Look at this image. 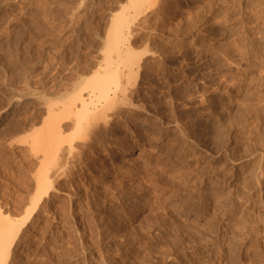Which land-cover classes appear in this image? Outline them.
<instances>
[{"label": "rangeland", "instance_id": "rangeland-1", "mask_svg": "<svg viewBox=\"0 0 264 264\" xmlns=\"http://www.w3.org/2000/svg\"><path fill=\"white\" fill-rule=\"evenodd\" d=\"M95 1L0 0V108L27 106L0 119L3 215L26 219L34 195L39 95L73 93L105 65L107 14L128 15L122 50L142 67L138 79L123 67L127 115L109 112L114 131L56 180L9 263L264 264V0H151L137 14Z\"/></svg>", "mask_w": 264, "mask_h": 264}, {"label": "bare ground", "instance_id": "bare-ground-1", "mask_svg": "<svg viewBox=\"0 0 264 264\" xmlns=\"http://www.w3.org/2000/svg\"><path fill=\"white\" fill-rule=\"evenodd\" d=\"M97 1L99 4V2H101L102 0L101 1L96 0L95 2L97 3ZM122 1H125V0H122ZM154 1L158 2V0L157 1L153 0V2ZM116 2H117L116 4L120 8V11H119L120 14L122 12L124 13L123 10H125L127 8L129 9V7L132 8L133 11H136V14H137V12L139 13L138 10H141V9H139L140 6H138V4L141 5V7L143 9V6H142L143 2H144V4H146L145 2H147V3L149 2V4H150L151 0L150 1L149 0H128L129 5L132 4L131 5L132 7L129 6L128 4H125V3L123 5H120L121 2L119 0H116ZM141 2H142V4H141ZM101 4L102 3H100V5ZM98 7H100V6L98 5ZM125 11H127V10H125ZM121 16L122 17H118V14L115 12V13H109L105 17L106 27L108 24V29L112 28V29H110V31L112 30V33H110L108 35V36H110V38L107 36V38H109V40H110L109 42H107L108 45H105V43H104L105 46H103V47H105V49L103 47H102V49H104V50L101 49L103 51V52L101 51V53H105L102 55V56H104L105 62H104L103 57H101V55L99 56V57H101L100 61L101 62L103 61L105 63V65L98 63L99 62L98 61L99 59H98V60H96L98 62L97 63L95 62L97 64V65H95V66H97V68L94 66L96 69L93 68L94 70L91 69L92 71L86 69V71H88V72L90 71L92 73L91 74L89 72V75H91V76H89L88 79L90 81L87 80V76H86V75H88V72H87V74H85L86 80L84 79L85 82L87 81V83L84 82V83H82L83 85H80V84L78 85L77 83L80 80V78L78 77L79 80L78 81L76 80L77 83H76V81L73 82L74 83L73 88L77 87L76 85H78L80 87L75 88L73 93L72 92L71 93L64 92L66 94H63V95L59 96L58 98L47 97L46 99H44L45 96L43 97V95L41 96V94L39 93L40 95H39L38 100L41 99V101L42 100L44 101V103L42 101V103L44 104L42 107H46V115H47V117L44 115L45 118L44 117L42 118L44 120V122H43V124L41 123V125L39 127L41 128L42 125H45V126H43L44 128L42 131H41L42 128L38 130L41 132L40 135L31 136L32 135L31 134L30 135L31 137L28 136L31 139L29 138L27 141L28 146L30 145V147H29L30 150H27V151H32L33 154L35 155V157L37 156V159L40 162V164L38 163L40 165L39 166L40 168L38 167L39 168L38 170L34 166L36 168L34 171H37V172L32 173L35 175H33V178H31V180L34 181L33 183L35 184V186L33 185L34 186V189H33L34 195H32L31 197H28L31 200L30 201L31 204H28V206L26 205V207L28 208L27 209L28 214L25 213V215H23V217L27 215L26 219H24V220L23 219L21 220L22 217L19 215H18L19 218H17V216H16V218H15V216L13 218L11 215H10L11 217L9 215L7 216L6 214H5L6 216L3 215L4 213L2 214L0 211V264H11V262L9 263V259H10V257L12 258L11 255H13L12 253L14 251L13 250L14 243H15L14 237L17 236L23 230V228L26 226V223L29 221V218H31L30 216L33 213H35L36 208L39 207V205L43 204V202L45 201L46 198L48 200V198L50 199V197L53 195V194L51 195V193H53L52 191L55 190L54 188H56L55 184L56 183L58 184V181H59L58 180L56 182V180L60 179V178L67 177L69 174H71L72 169L75 167V165L77 166V164H79V163L82 164L84 162L83 161L84 160L83 159L84 151H86V149H88L92 143L96 142V140L98 138L97 136L100 135V133H102V132L103 133H105V132L110 133L111 131H114V129H115L113 126L114 122H112L115 118L114 115H116L117 118L121 117L124 114V112L129 110L128 106L129 107L132 106L131 105L132 104L131 99L133 98V100H134L135 98H134V96H132V98H129L131 96H128L129 93L127 94V92L129 91L127 89L128 87L126 88L127 80H129V79H127V74H128V78L132 76L133 72H135V75L137 76L138 72H140L139 70H140L141 64H139V62H141V61L139 59H136V57H135L134 60L137 61V64H135L133 62L134 56H132V55H134V54H131V53H133V51L131 50V52H130L129 44H128V46H125L126 51L122 50V46H124L125 40L127 38L126 37L127 35L125 36L126 30L124 31V28L127 27V25H128L127 24L128 15H127V18L123 14H121ZM133 17L134 16L132 14L131 18L133 19ZM129 18H130V14H129ZM126 19H127V21H126ZM132 19H131V23L133 21ZM144 21H145V19H144ZM141 23H143V22H141ZM109 26H111V27H109ZM106 30L107 29H105V31ZM137 31H139V30H137ZM107 33H109V32L107 31L106 34ZM126 33H128V32H126ZM132 33H134V32H132ZM132 33H130V34H132ZM106 46H107V48H106ZM123 49H124V47H123ZM114 54H117V56L119 57L118 60H117L116 56H113ZM112 57H114V61H113ZM133 63L135 64L134 66H137L136 68H132ZM102 66H104L103 69H101ZM121 66H122V68H121ZM123 67L124 68L126 67L129 71V73L125 72V74L127 73L126 75L123 73V71H124ZM132 69H134V70L132 71ZM78 73H76V74H78ZM130 73H131V75H129ZM123 74L126 76L125 79L123 78L124 77ZM133 76H134V73H133ZM80 77H81V79L84 78L83 76H80ZM121 77L124 80L127 79L124 82L126 89L123 86L124 84H121ZM136 78L138 79V76ZM136 78H135V81H137ZM122 83H123V80H122ZM127 85H129V83ZM67 91H71V90H67ZM132 92H130V94ZM37 94H36V96L38 97ZM133 94H131V95H133ZM25 95H28V93H26ZM53 96H55V95H53ZM37 97H36V100H37ZM30 98H31V96H30ZM23 101L19 97L18 98L10 97L8 102L6 103V105H4L3 107L0 108V119L1 118L6 119V116H9V115L15 113L14 111L19 106H22L25 104V103L23 104ZM30 101H31V99H30ZM33 101H35V98ZM33 101H32V103H33ZM27 102H29V101H27ZM27 105H29V104L27 103ZM25 106H26V104H25ZM22 108H23V106H22ZM26 108H27V106H26ZM26 108H25V110H26ZM28 108H30V107H28ZM17 110L19 111V108ZM133 111H134V109H133ZM20 112H21V110H20ZM109 112H112L114 115L111 116L112 113L110 114ZM130 113H132V112H130ZM23 114H24V112H23ZM63 116L69 117L70 121L72 118L73 124H71V126L69 125L71 127V132H69V130H70L69 128H67L68 132L66 131L67 130L66 127L68 124H65L66 126L64 125L65 128L63 127V124L61 122L66 121V120L63 121V119L66 118L68 120L67 117H63ZM26 117H28V116H26ZM122 117H124V116H122ZM46 120H47V122H46ZM49 121H50V123H49ZM34 124H35V122H34ZM25 130H27V129H25ZM34 130H36V129H34ZM28 133H29V131H28ZM36 133L37 132H35L34 134H36ZM26 138H27V136H26ZM77 142H80V144L79 143L78 144L81 146L83 144V148H82L83 150L82 151L78 147H76ZM81 142H82V144H81ZM9 145H11V144H9ZM78 149H79V151H78ZM39 153H41L40 156H38ZM39 157H41V159ZM31 180H30V182H31ZM249 180H251V179H249ZM56 189H58V188H56ZM28 192L31 195V191H27V194H28ZM30 195L28 194V196H30ZM67 195H69V194H67ZM23 198L24 197H22V199ZM20 201H22V200H20ZM12 202H11V204H12ZM27 202H29V201H27ZM20 203H19V205H20ZM25 204H27L26 201H25ZM6 205H8V203ZM6 205H4V206H6ZM29 205H31V206H29ZM45 205H46V203H45ZM30 207H31V209H30ZM8 208H9V206H8ZM45 209H46V207H45ZM17 212H20V211H17ZM24 212H26V209L24 210ZM39 214H40V210H39ZM30 220L32 221V219H30ZM36 221H38V220H36ZM19 261H21V260H19Z\"/></svg>", "mask_w": 264, "mask_h": 264}]
</instances>
